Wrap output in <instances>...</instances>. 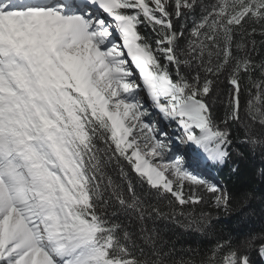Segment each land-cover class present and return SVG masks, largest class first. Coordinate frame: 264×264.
I'll use <instances>...</instances> for the list:
<instances>
[{
	"label": "snow or ice",
	"instance_id": "obj_1",
	"mask_svg": "<svg viewBox=\"0 0 264 264\" xmlns=\"http://www.w3.org/2000/svg\"><path fill=\"white\" fill-rule=\"evenodd\" d=\"M257 35L264 0H0V264H264V212L224 235L186 211L205 193L231 210L203 168L259 157L264 185ZM158 221L210 246L177 249Z\"/></svg>",
	"mask_w": 264,
	"mask_h": 264
},
{
	"label": "trees",
	"instance_id": "obj_2",
	"mask_svg": "<svg viewBox=\"0 0 264 264\" xmlns=\"http://www.w3.org/2000/svg\"><path fill=\"white\" fill-rule=\"evenodd\" d=\"M216 2V0H205V3ZM191 23V20L188 21ZM143 30V28H142ZM256 39V52L253 53L257 63L260 60H264V41L257 35ZM255 79L259 80V73H256ZM231 85L228 84L225 77H221V80L217 83L214 91L215 97V110L217 115L223 119L227 106L229 105V94L231 92ZM255 94V89L252 90ZM247 97L242 98V102H246ZM233 159H237L233 156ZM231 164V162H230ZM260 166L259 157L252 160H242L240 162L241 172L240 174L233 175L229 178V167H225L222 171L217 172L215 169L203 168L202 173L209 179H215L219 182L221 189L226 188L232 195L233 201L230 211L224 209L217 210L212 206V199L210 193H205L206 201L198 205H187L186 211H195L199 214L201 211L211 212L212 215L219 216L221 223L217 224V229H225L224 235H227V229H240L244 228L247 231L249 228L261 227L260 213L264 212V203L261 202L260 192L264 191V185L259 181L258 176L254 175V169H258ZM248 190H257L256 197L246 203L239 202L241 194ZM187 194L188 189H185ZM255 213V214H253ZM164 221H158L157 226L161 227L165 239L171 238L176 243L177 249L183 247L187 249L189 246H210L208 241L211 237H204L197 235L196 233L185 231L178 226L168 224V227H164ZM247 225V227H245ZM149 223V227H151Z\"/></svg>",
	"mask_w": 264,
	"mask_h": 264
},
{
	"label": "rangeland",
	"instance_id": "obj_3",
	"mask_svg": "<svg viewBox=\"0 0 264 264\" xmlns=\"http://www.w3.org/2000/svg\"><path fill=\"white\" fill-rule=\"evenodd\" d=\"M232 87V86H231ZM231 94H232V89L231 92L229 94V103H230V98H231ZM150 103V102H149ZM153 119H158V117L155 115V113H153Z\"/></svg>",
	"mask_w": 264,
	"mask_h": 264
}]
</instances>
